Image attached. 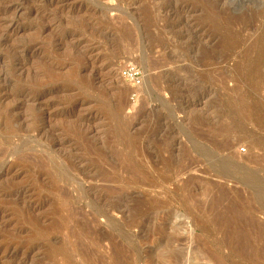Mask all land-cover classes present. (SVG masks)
<instances>
[{"label":"rangeland","instance_id":"1","mask_svg":"<svg viewBox=\"0 0 264 264\" xmlns=\"http://www.w3.org/2000/svg\"><path fill=\"white\" fill-rule=\"evenodd\" d=\"M0 14V264H264V0Z\"/></svg>","mask_w":264,"mask_h":264},{"label":"built area","instance_id":"2","mask_svg":"<svg viewBox=\"0 0 264 264\" xmlns=\"http://www.w3.org/2000/svg\"><path fill=\"white\" fill-rule=\"evenodd\" d=\"M121 75L133 90L132 100H138L144 82L143 69L134 63H126L121 68Z\"/></svg>","mask_w":264,"mask_h":264},{"label":"bare ground","instance_id":"3","mask_svg":"<svg viewBox=\"0 0 264 264\" xmlns=\"http://www.w3.org/2000/svg\"><path fill=\"white\" fill-rule=\"evenodd\" d=\"M1 15V14H0ZM4 19V18H3ZM1 28V27H0ZM1 35V34H0ZM4 38V37H3ZM261 59H262V57H260ZM262 61V60H261ZM260 60H256V65H258L259 64V62H261ZM260 65V64H259Z\"/></svg>","mask_w":264,"mask_h":264}]
</instances>
